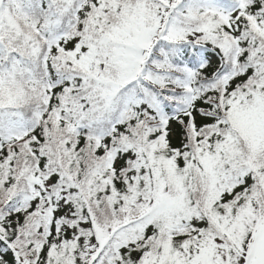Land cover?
Listing matches in <instances>:
<instances>
[{
    "label": "snow or ice",
    "instance_id": "6c2138e0",
    "mask_svg": "<svg viewBox=\"0 0 264 264\" xmlns=\"http://www.w3.org/2000/svg\"><path fill=\"white\" fill-rule=\"evenodd\" d=\"M0 264H264V0H0Z\"/></svg>",
    "mask_w": 264,
    "mask_h": 264
}]
</instances>
